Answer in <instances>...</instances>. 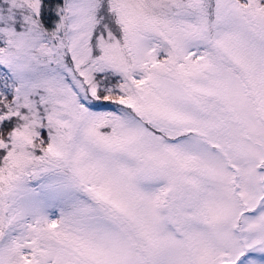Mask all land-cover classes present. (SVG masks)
I'll return each mask as SVG.
<instances>
[{"label": "snow or ice", "instance_id": "snow-or-ice-1", "mask_svg": "<svg viewBox=\"0 0 264 264\" xmlns=\"http://www.w3.org/2000/svg\"><path fill=\"white\" fill-rule=\"evenodd\" d=\"M0 264H264V0H0Z\"/></svg>", "mask_w": 264, "mask_h": 264}]
</instances>
